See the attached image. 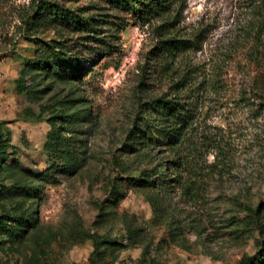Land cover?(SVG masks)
I'll return each instance as SVG.
<instances>
[{"label":"rangeland","instance_id":"obj_1","mask_svg":"<svg viewBox=\"0 0 264 264\" xmlns=\"http://www.w3.org/2000/svg\"><path fill=\"white\" fill-rule=\"evenodd\" d=\"M32 1L0 0V264H247L264 243V0H172L150 21L48 0L79 20L58 27ZM167 37L198 44L166 79L152 58ZM53 41L83 71L32 102L18 80L30 68L43 83L36 52ZM179 78L194 115L182 144L127 153L146 102L174 97ZM58 102L85 119L69 125ZM147 178L157 187L134 185Z\"/></svg>","mask_w":264,"mask_h":264},{"label":"trees","instance_id":"obj_2","mask_svg":"<svg viewBox=\"0 0 264 264\" xmlns=\"http://www.w3.org/2000/svg\"><path fill=\"white\" fill-rule=\"evenodd\" d=\"M115 9L127 13L134 20L137 21H150L166 15L171 9L172 0H106ZM33 16L37 15L46 17L50 20V25L58 27L60 24L64 25L65 22L72 21V26L76 25L77 18L68 19L67 11L59 4H51L48 0H33ZM258 14V22L256 28L252 29V32H256L257 35L264 34V3H259L256 8ZM89 27V26H88ZM198 44L197 38L186 40L179 39L177 37L165 38L153 51V73L155 77L160 75L165 76L166 79L174 77L179 74L178 68L174 69L173 64L175 61L188 50L196 47ZM63 42L53 41L49 48L43 51L39 49L36 52L38 68L43 71L44 80L43 83L38 84V76L33 74L30 68H26L18 80V91L20 94H25L27 98L35 102L43 95L50 94L53 89L60 85H71L79 77V73L83 71L81 65L68 56V49H66ZM31 81L32 85L29 86ZM174 97H167L165 95L160 97L150 98L145 104L143 111L144 117L141 125H136L137 132H132L134 135L132 143L126 144L125 149L127 153L134 151L137 152L136 145H144L146 147L154 146L157 138L165 140L166 145L171 149H175L182 144L186 135L191 129L194 122V115L192 105L187 101L185 80L179 78L177 81L174 79ZM45 85L44 90H38L41 85ZM141 87L144 86L143 81ZM55 99V96H53ZM62 104L65 109L66 120L69 125L77 124L85 115L83 110H77V106H67L64 102H58ZM45 107H48L46 105ZM45 107L43 109H45ZM6 135L0 128V162L3 163L6 159V153L2 147ZM52 146L57 143L55 138L51 139ZM64 156H67L64 153ZM70 156H68V161ZM63 160L62 166H69V162ZM71 163V162H70ZM18 169V167H16ZM167 181V180H166ZM164 181V183L166 182ZM137 182V180H136ZM140 183L134 184L139 186L140 189L155 188L157 182L147 178L138 180ZM123 182L118 183L120 186ZM118 185L115 189H118ZM164 186L163 182L160 184ZM157 187V186H156ZM253 212H257L253 210ZM26 221L33 224L29 215L24 216ZM24 217L22 219H24ZM22 229L20 227L12 230V233L18 234ZM11 233V230H10ZM244 263L264 264V243L259 245V251L256 256L243 260Z\"/></svg>","mask_w":264,"mask_h":264}]
</instances>
